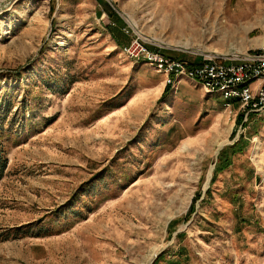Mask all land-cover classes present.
Segmentation results:
<instances>
[{"label": "rangeland", "instance_id": "374dc122", "mask_svg": "<svg viewBox=\"0 0 264 264\" xmlns=\"http://www.w3.org/2000/svg\"><path fill=\"white\" fill-rule=\"evenodd\" d=\"M137 38L238 61L264 0H0V264H264V111L163 90Z\"/></svg>", "mask_w": 264, "mask_h": 264}, {"label": "built area", "instance_id": "2783aa9c", "mask_svg": "<svg viewBox=\"0 0 264 264\" xmlns=\"http://www.w3.org/2000/svg\"><path fill=\"white\" fill-rule=\"evenodd\" d=\"M124 52L130 60H143L155 71L163 73L166 85L173 90L186 80L209 94H219L226 100L227 106H230L231 100L238 102L243 115L264 111V46L229 63L211 56L198 64L167 57L151 50L140 38L125 46ZM256 82L259 84L254 87Z\"/></svg>", "mask_w": 264, "mask_h": 264}, {"label": "bare ground", "instance_id": "6f19581e", "mask_svg": "<svg viewBox=\"0 0 264 264\" xmlns=\"http://www.w3.org/2000/svg\"><path fill=\"white\" fill-rule=\"evenodd\" d=\"M132 24H133V26L136 28V24L134 23V22H131ZM193 32H195V31H193ZM140 34L144 37V38H146V39H151V40H154V41H156V42H158V44H160V45H164V46H167V43H164V42H162V41H160V40H158V39H153V38H149L147 35H144V33H142L141 31H140ZM150 40V41H151ZM169 45V44H168ZM170 46V45H169ZM262 46H264V39H263V41H262ZM176 48H179V49H184V50H187V51H195V52H205L206 50H204L203 49V47H199V48H196V47H194L193 45H189V44H184V45H176L175 46ZM210 53H212L211 55H209V56H212L213 54H215V55H219L220 53L218 52V51H214V52H210L209 51V54ZM239 57V56H238ZM157 72V71H156ZM159 73V72H158ZM212 141V139H209L207 142H206V147L209 145V143H212L211 142ZM214 143V142H213ZM212 143V144H213ZM216 146L218 147V148H220L221 146H222V144L221 143H217L216 144ZM217 151V150H216Z\"/></svg>", "mask_w": 264, "mask_h": 264}, {"label": "crops", "instance_id": "0c3cea01", "mask_svg": "<svg viewBox=\"0 0 264 264\" xmlns=\"http://www.w3.org/2000/svg\"><path fill=\"white\" fill-rule=\"evenodd\" d=\"M180 59V58H179ZM181 59H184V60H189V61H191L192 63H194V64H198V63H201L200 61H197V60H194V59H187V58H181ZM134 61H138V60H134ZM158 73V72H157ZM161 74V77L164 79V87H163V90H164V88H166V89H169V90H171V91H173L172 89H170V86H168V85H166V83H165V75L163 74V73H160ZM183 83L186 85V87H183ZM192 82H190V81H182L181 82V84L179 85V88L177 89V90H174L173 92L175 93H178L180 90L181 91H183V90H186V89H190V84H191ZM192 84H194V83H192ZM258 84H259V82H256V83H254V87H256V86H258ZM195 85V84H194ZM197 86V85H196ZM194 94V92L190 89L189 90V92H188V95L189 96H192ZM234 103L235 104H238V102H235L234 101Z\"/></svg>", "mask_w": 264, "mask_h": 264}, {"label": "trees", "instance_id": "16d2710c", "mask_svg": "<svg viewBox=\"0 0 264 264\" xmlns=\"http://www.w3.org/2000/svg\"><path fill=\"white\" fill-rule=\"evenodd\" d=\"M230 149L233 151V153L232 154H234V153H236L237 151H239V150H243L244 148L241 146V145H239L238 143H236V144H234V145H232L231 147H230ZM225 152L226 151H222L221 153H220V155H219V158H218V164H219V167L217 168L218 170H220V169H223L225 166H227L228 164V162H227V158H226V156H224V154H225Z\"/></svg>", "mask_w": 264, "mask_h": 264}, {"label": "water", "instance_id": "95a60500", "mask_svg": "<svg viewBox=\"0 0 264 264\" xmlns=\"http://www.w3.org/2000/svg\"><path fill=\"white\" fill-rule=\"evenodd\" d=\"M243 55H245V54H243Z\"/></svg>", "mask_w": 264, "mask_h": 264}]
</instances>
